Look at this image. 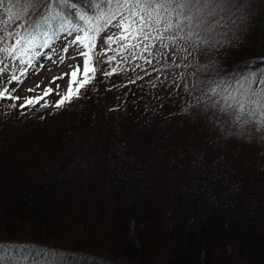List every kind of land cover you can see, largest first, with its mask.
<instances>
[{
	"label": "trees",
	"instance_id": "obj_1",
	"mask_svg": "<svg viewBox=\"0 0 264 264\" xmlns=\"http://www.w3.org/2000/svg\"><path fill=\"white\" fill-rule=\"evenodd\" d=\"M232 3L244 10L222 46L186 60L142 53L152 63L108 51L65 107L54 104L68 87L20 108L35 95L5 85L21 100H0V245L32 250L35 264H55L41 249L88 264H264V130L196 101L209 79L264 68V0ZM118 31L107 26L95 51Z\"/></svg>",
	"mask_w": 264,
	"mask_h": 264
},
{
	"label": "snow or ice",
	"instance_id": "obj_2",
	"mask_svg": "<svg viewBox=\"0 0 264 264\" xmlns=\"http://www.w3.org/2000/svg\"><path fill=\"white\" fill-rule=\"evenodd\" d=\"M42 2L41 10L39 5ZM7 4L6 7L5 0H0V10L8 14L7 20L0 19V100H21L13 95L15 89L5 85L12 82L22 84L30 71L37 69V60L43 55L39 49L52 48L61 34L71 36L77 33L62 51L66 53L68 47L77 45V55L83 57V65H74L71 73L65 74L70 77L69 85L54 104L58 109L81 98L93 84L100 71L97 56L108 51L127 52L128 55H122L123 60L129 56L136 59L140 55L147 63H152L142 53L148 52L155 58L157 55L167 56L166 52L159 51L167 49L172 57L181 54L186 60L192 52H206L217 45L222 46L226 32L237 23L244 10L232 0H83L82 3L73 0H7ZM17 6L19 10L14 12ZM231 9L235 11L229 15ZM29 10L37 13L35 18ZM21 19L24 22L16 25L18 30H8L9 23ZM107 26H114L119 31L108 35L105 39L108 48L97 53V35ZM9 39L13 42L6 43ZM114 42H120L119 49L112 48ZM133 49H140V54ZM55 52L56 49L52 48V53ZM116 58V55L107 56V61L111 63ZM59 59L63 62L64 56ZM119 70L112 67L103 75L110 77ZM62 78L54 77V81ZM200 83L197 81L192 87L195 89ZM184 87L189 90L187 84ZM51 94L54 90L46 88L42 95L23 98L24 103L11 107H48V103L41 101ZM202 100L228 117L239 131L249 125L258 131L264 130V68L256 71L241 69L228 77L209 79L201 89V97L196 98L197 104ZM40 251L44 256L52 257L55 264H70V261L71 264H88L86 257L68 258L55 252ZM32 256V250L0 245V264H35Z\"/></svg>",
	"mask_w": 264,
	"mask_h": 264
},
{
	"label": "rangeland",
	"instance_id": "obj_3",
	"mask_svg": "<svg viewBox=\"0 0 264 264\" xmlns=\"http://www.w3.org/2000/svg\"><path fill=\"white\" fill-rule=\"evenodd\" d=\"M74 39V37H68L61 39L55 43L52 48L56 49L55 54L52 53V48L45 51L37 60V69L35 71H30L27 78L22 84L18 86L28 91V89H34L31 93L35 96H40L43 94L46 88H52L54 93L61 88H67L69 85L70 77L65 74H70L73 70L74 65H83V57L77 55V45H72L68 47V51L65 53L62 49L68 45V42ZM63 55V62L60 61L59 57ZM43 65V67H39ZM54 77H63L54 81ZM39 85V87H37ZM59 85V88L57 87ZM239 148L241 144H238ZM246 145L244 146V148ZM245 149L254 150L257 147L247 146ZM112 224V222H110Z\"/></svg>",
	"mask_w": 264,
	"mask_h": 264
}]
</instances>
